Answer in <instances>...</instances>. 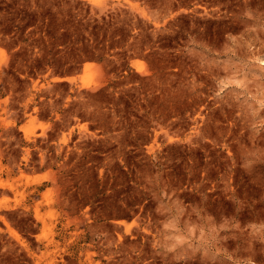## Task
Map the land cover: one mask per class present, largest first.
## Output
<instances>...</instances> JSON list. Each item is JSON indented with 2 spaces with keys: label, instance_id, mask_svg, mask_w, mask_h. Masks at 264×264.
Wrapping results in <instances>:
<instances>
[{
  "label": "rangeland",
  "instance_id": "1",
  "mask_svg": "<svg viewBox=\"0 0 264 264\" xmlns=\"http://www.w3.org/2000/svg\"><path fill=\"white\" fill-rule=\"evenodd\" d=\"M0 264H264V0H0Z\"/></svg>",
  "mask_w": 264,
  "mask_h": 264
},
{
  "label": "bare ground",
  "instance_id": "2",
  "mask_svg": "<svg viewBox=\"0 0 264 264\" xmlns=\"http://www.w3.org/2000/svg\"><path fill=\"white\" fill-rule=\"evenodd\" d=\"M69 79H72V80H73V79H74V77H71V78H69Z\"/></svg>",
  "mask_w": 264,
  "mask_h": 264
},
{
  "label": "trees",
  "instance_id": "3",
  "mask_svg": "<svg viewBox=\"0 0 264 264\" xmlns=\"http://www.w3.org/2000/svg\"><path fill=\"white\" fill-rule=\"evenodd\" d=\"M48 61V60H47ZM53 62L55 61V60H52Z\"/></svg>",
  "mask_w": 264,
  "mask_h": 264
}]
</instances>
